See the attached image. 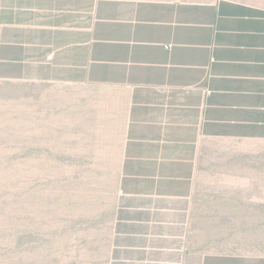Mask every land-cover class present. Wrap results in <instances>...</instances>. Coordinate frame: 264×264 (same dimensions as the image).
Instances as JSON below:
<instances>
[{"label":"crops","instance_id":"obj_1","mask_svg":"<svg viewBox=\"0 0 264 264\" xmlns=\"http://www.w3.org/2000/svg\"><path fill=\"white\" fill-rule=\"evenodd\" d=\"M0 84L93 91L121 138L109 264H264L193 228L201 146L264 143V0H0Z\"/></svg>","mask_w":264,"mask_h":264},{"label":"rangeland","instance_id":"obj_2","mask_svg":"<svg viewBox=\"0 0 264 264\" xmlns=\"http://www.w3.org/2000/svg\"><path fill=\"white\" fill-rule=\"evenodd\" d=\"M97 101L0 84V264H109L121 138ZM197 205L198 248L264 257V143L205 142Z\"/></svg>","mask_w":264,"mask_h":264},{"label":"built area","instance_id":"obj_3","mask_svg":"<svg viewBox=\"0 0 264 264\" xmlns=\"http://www.w3.org/2000/svg\"><path fill=\"white\" fill-rule=\"evenodd\" d=\"M172 46H169V48H171Z\"/></svg>","mask_w":264,"mask_h":264}]
</instances>
